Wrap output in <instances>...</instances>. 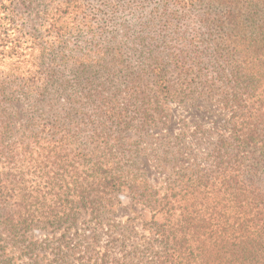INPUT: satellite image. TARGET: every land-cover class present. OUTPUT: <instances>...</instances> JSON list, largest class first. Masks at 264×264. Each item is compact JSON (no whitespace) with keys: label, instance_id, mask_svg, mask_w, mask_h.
<instances>
[{"label":"trees","instance_id":"trees-1","mask_svg":"<svg viewBox=\"0 0 264 264\" xmlns=\"http://www.w3.org/2000/svg\"><path fill=\"white\" fill-rule=\"evenodd\" d=\"M25 2L0 0V264H264V0H50L32 32ZM194 86L219 91L227 130L207 167L166 175L158 195L120 134L165 125L164 105ZM124 189L157 220L144 262L126 246L33 240L82 215L100 225Z\"/></svg>","mask_w":264,"mask_h":264},{"label":"rangeland","instance_id":"rangeland-1","mask_svg":"<svg viewBox=\"0 0 264 264\" xmlns=\"http://www.w3.org/2000/svg\"><path fill=\"white\" fill-rule=\"evenodd\" d=\"M49 1L26 0L24 4H18V11L24 17L27 31L32 32L38 27L41 18L39 11L44 10ZM131 21L134 22L130 19ZM107 68L94 69L98 76L105 78L103 71H107ZM101 82L108 85V81L102 79L97 84L100 85ZM192 88L190 98L164 105L166 126L157 124L146 132L134 127L120 134V138L126 142V149H131L129 146L133 145L139 150L136 164L130 168L136 169L140 183L158 195L163 193L166 175L187 180L194 172L207 167L205 154L208 148L227 130L231 111L228 105H223L219 91H209L207 88L202 91L200 86ZM25 120V106L17 104L12 111V138L20 136ZM262 170L264 172V159L258 171ZM260 176L262 177L261 174ZM117 199L118 203L103 216L100 225L89 221L90 214H87L80 217L77 229L35 232L32 238L38 241L47 239L54 242L55 246H63L65 250L68 248L69 254H77L81 246H126L138 258L136 260L144 262L157 250L159 244L160 238L153 225L157 220L151 217L148 209L138 203L139 194L124 189ZM114 238L118 240L117 243H114Z\"/></svg>","mask_w":264,"mask_h":264}]
</instances>
